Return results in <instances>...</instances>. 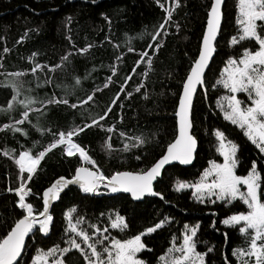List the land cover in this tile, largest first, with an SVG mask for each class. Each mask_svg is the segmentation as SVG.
<instances>
[{
    "label": "trees",
    "instance_id": "trees-1",
    "mask_svg": "<svg viewBox=\"0 0 264 264\" xmlns=\"http://www.w3.org/2000/svg\"><path fill=\"white\" fill-rule=\"evenodd\" d=\"M209 7L210 0H179V7L175 6V0H95V3L93 0H0V106H6V101L15 94L10 87H4L6 78L12 79L8 74L24 73L19 80L23 87L19 99L30 96L37 101L31 106L33 111L29 119L37 118L41 127L45 128L38 131L28 121L18 125L25 132L31 130L35 134L27 140L39 141L31 145L36 148L31 149L35 155L53 141L54 133L83 127L98 118L119 93L118 106H114L108 117L100 122L103 127L92 126L73 139L86 148L106 175L118 170L145 169L165 153L167 145L177 135L176 112L181 84L190 61L198 55ZM166 8L173 9L171 23L161 29L160 25L167 16ZM223 12L217 51L205 75L208 97L199 89L194 101L193 135L198 141L194 164L188 168L179 165L165 168L163 181L155 184V191L163 195V200L146 197L143 201L134 202L125 193L111 196L85 194L78 187H70L53 205L50 232L45 235L35 230L34 237L29 235L25 256L27 264H30L29 258L35 255L37 249L46 251L57 245L61 248L67 246L66 242L73 234L66 232L68 222L65 213L71 208L76 209L73 223L77 217L83 218L79 229L92 236L95 232L92 225L101 231L107 228L104 235L110 239L131 238L165 217L171 218L156 232L142 237L147 248L151 249L140 253L147 264H158V257L166 253L173 240L177 245L182 242L185 225L191 228L197 224L199 229L194 238L197 241L196 250L203 253L208 247L213 248L205 258L206 264H226L225 257L227 264H238L231 252L247 246L245 236L239 232V226H225L221 221L231 214L247 211L243 202L199 203L191 189L174 190L177 180L194 182L209 161L222 159L216 150L218 141L214 132L217 129L240 145L237 174L245 175L255 160L264 176L262 154L238 126L223 118L216 107L220 96L213 90V77L231 51L226 42V36L233 29L234 6L231 0H226ZM158 30L161 32L158 39L162 47L153 56L151 70H148L146 62L141 61L137 65V61H140L141 52L147 49L150 36ZM165 32L167 35H164ZM222 40L225 44L221 43ZM130 47L133 51H129ZM148 51L151 55V50ZM65 56L67 60L63 61ZM36 63L41 64L42 69L32 73ZM56 65L61 66L54 68ZM129 76L131 79L125 84V78ZM76 78L80 80L79 85L75 83ZM121 84H124L125 92L132 93L130 97L120 92ZM137 87H140L138 92L135 91ZM90 94H94L92 101L79 103ZM65 98L69 105L46 103L49 99ZM13 103L11 112H0V128L22 118L23 107ZM74 103L77 104L75 109L70 107ZM112 125H115L114 131L107 132L106 129ZM8 131L0 130V234L4 232L5 224L20 218L24 212L18 208V195L7 189L19 187L18 177L27 176V173H20L13 156L3 155L6 149L16 150L17 156L19 151L27 149L25 145L9 143ZM120 132L126 133V137H122ZM17 135L25 138L23 133ZM132 136H143L146 143L124 150L125 143H131L127 137ZM103 142L106 145L110 143L111 149L106 146V152L104 150L101 154ZM63 147L59 146L46 155L32 181L25 179L27 187L35 194L26 197V202L32 203L36 211L43 208V191L58 177H71L75 168L80 166L78 157L63 154ZM106 155L108 160H105ZM137 156H140L139 160ZM115 212L127 218L126 230L111 228L109 213ZM96 238L92 236L93 241ZM76 239L80 242L79 237ZM72 255L78 256L75 250Z\"/></svg>",
    "mask_w": 264,
    "mask_h": 264
},
{
    "label": "snow or ice",
    "instance_id": "snow-or-ice-1",
    "mask_svg": "<svg viewBox=\"0 0 264 264\" xmlns=\"http://www.w3.org/2000/svg\"><path fill=\"white\" fill-rule=\"evenodd\" d=\"M93 3H95V0H93ZM223 3L224 0H210V7L206 13V29L202 33L198 55L190 61L186 77L181 84L182 93L179 95V108L176 112V116L179 118V134L174 142L167 145L166 152L151 166L140 171L118 170L106 175L97 165L96 160L89 155L86 148L73 139L74 137L78 138L85 129H90L92 126L103 127L100 122L108 117L114 106H118L119 93L98 118L92 119L91 123H85L83 127H73L67 132L54 133L53 141L37 154L33 155L31 150L28 149L19 151L18 156L16 150L6 149L3 152L5 157L13 156L20 173H27V176L26 178L23 175L18 177L19 187L7 189V191H14L18 195V208L24 210V212L21 213L20 218L5 224L4 232L0 234V264H27L25 260L28 251L26 237H29V234L34 237L35 230L45 235L50 232L53 223L50 205L57 201L61 193L68 189L70 185L78 186L85 194H100V188L103 185L105 192L113 194L128 193L135 200H141L146 195L157 196L163 200V195L154 190V182L163 181L162 174L165 166L174 161L189 165L194 159L197 146V140L192 134L194 98L198 86L203 90L204 96H207L205 75L206 70H210V61L217 51V37L221 31L223 19ZM175 6L179 7V0H175ZM237 10L238 35L231 37L230 45L235 46L245 40H254L258 44V48L256 50L245 48L238 58L230 57L212 87L215 88L217 85H221L227 90L228 94L216 101V107L223 113V118L226 121L242 130L246 139L258 149L259 153L262 154L261 158L264 159V0H238ZM165 11L167 16L164 23L160 25L161 29L165 28L166 24L171 23L173 9L166 8ZM258 22L260 23L258 24ZM176 27L179 30L178 24ZM164 35H167V33L165 32ZM159 37H161L159 30L150 36L147 49L141 52L140 61H137V65L144 61L148 65V70H151L152 58L162 47ZM148 50H151V55H149ZM129 51H133V49L130 47ZM34 56L35 54H33ZM117 59H120V57H117ZM62 60L66 61L67 56L63 57ZM60 66L56 65L54 68ZM54 68L51 70H54ZM37 69H42V65L36 63L31 72L36 73ZM112 71L115 75L116 69L114 66ZM132 71L135 72V68ZM8 75L12 79L6 78L4 87H10L15 94L12 95L10 100L6 101V106H0V112H11L14 108L13 102L22 106L24 111L21 113V119L4 124L0 130H11L14 133L27 135V132L18 125H23L25 121L31 123L29 120V114L33 111L31 106L37 101L30 96L19 99L21 95L19 80L25 75L24 73L15 72ZM144 75L146 76L147 73L145 72ZM108 79L111 82V77ZM129 79H131L130 76L125 78V84ZM75 83L79 85V78H76ZM140 87H137L135 91H140ZM120 92H124L129 97L132 95L131 92H125L124 84L120 85ZM238 94H245L247 102L240 100ZM93 95H88L85 101H79V103L84 104L92 101ZM46 103L69 105L66 98L49 99ZM70 107L75 109L77 104H71ZM36 111H39V109ZM34 127H37L38 131H42L38 125ZM114 129L115 125H112L106 131L111 133ZM120 135L126 137L124 132H121ZM214 135L218 141L216 150L222 155L223 162L209 161V166L203 170L198 180L194 182L177 180L174 190L180 192L191 189L194 199L199 203H205L206 201L213 204L216 201L231 203L236 200L243 202L247 211L231 214L221 221L225 226H239V232L245 236L247 246L232 250L231 255L236 257L238 264H264V187H262L264 176L258 170L255 160L252 161L250 170L245 175H238L239 159L237 153L240 150V145L227 140L225 132L219 129L214 132ZM127 139L131 143H125L124 150L139 147L146 143L143 136H132L127 137ZM59 146H64L63 154L66 157H78L80 166L75 168L71 178L60 176L43 191V210L37 213L33 204L26 202V197L35 194L32 193L30 187H25V179L32 181L41 161L48 153ZM106 146L111 149L110 143ZM136 159L139 160L140 156H137ZM75 211V208H71L65 213L68 222L66 232L73 234L67 240V246L61 248L57 245L46 251L37 249L35 255L29 258L30 264H147L145 260L138 256L143 250L151 251L143 242L142 237L156 232L165 223L170 222L171 219L165 217L154 226L148 227L139 234L124 240L110 239L108 235H104L108 231L107 228L101 231L96 225H92L95 228L92 236L97 237L93 241L92 236L87 231L78 228V225L82 223V217H77L75 223H73L72 217ZM109 219L112 229L124 231L128 228L127 218L120 215L119 212L109 213ZM212 226H215L214 221ZM198 229L199 224L191 228L185 225L182 243L177 245L173 240L172 246L167 249L166 253L158 257V264H206L205 258L213 251V248L208 247L203 253L196 250L197 241L194 238ZM97 233H99L98 236ZM76 237L80 238V242H77ZM73 250L78 256L72 255ZM49 258H52L51 261ZM225 261L227 264V257H225Z\"/></svg>",
    "mask_w": 264,
    "mask_h": 264
},
{
    "label": "rangeland",
    "instance_id": "rangeland-1",
    "mask_svg": "<svg viewBox=\"0 0 264 264\" xmlns=\"http://www.w3.org/2000/svg\"><path fill=\"white\" fill-rule=\"evenodd\" d=\"M225 3H226V1H225ZM225 3H224V6H225ZM231 3H233V6H234V15H233V17H232V22H233V29H232V32L228 35V36H226V42H227V45L228 46H230V53H228L227 54V58H226V60H225V62H224V65L222 66H220V68H221V70L219 71V69L214 73V77H213V83L215 84L216 83V80L219 78V76H220V73L222 72V69H223V67L225 66V64H226V62H227V60L230 58V57H239L241 54H242V52H243V50L245 49V48H247V49H250V50H256L257 48H258V44L254 41V40H251V41H249V40H245V41H243V42H241V43H239L238 45H235V46H232V45H230V39H231V37L232 36H234V35H238V29H239V26L236 24V16H237V4H238V0H231ZM223 9H224V7H223ZM223 19H224V12H223ZM260 22H258V24H259ZM223 25V24H222ZM222 44H225V42L222 40V42H221ZM200 89V88H199ZM213 90H215V92H218L217 94H218V96H220V98L221 97H223L224 95H226V94H228L227 93V90L226 89H224L221 85H217L215 88H213ZM207 95H208V93H207ZM208 97V96H207ZM218 98V97H217ZM217 98H216V100H217ZM238 98L240 99V100H242V101H245V102H247V97H246V95L245 94H238ZM218 110L220 111V109L218 108ZM221 112V111H220ZM221 114H222V116H223V113L221 112ZM223 123H225V124H227V122H225V121H222ZM176 138V137H175ZM227 140H230V141H233L234 139L232 138V140L231 139H229V138H227ZM174 141V140H173ZM172 141V142H173ZM171 142V143H172ZM167 149V148H166ZM221 155V154H220ZM221 157H222V155H221ZM216 162H218V163H222L223 162V157H222V159L220 160V161H218V160H215ZM209 166V165H208ZM207 166V167H208ZM199 179V178H198ZM197 179V180H198ZM25 187H27V184H26V182H25ZM192 191V190H191ZM104 192V189H102V188H100V194H97V195H103V194H101V193H103ZM192 193H193V191H192ZM52 208H53V206H52ZM43 210V208H39V209H37V213L39 212V211H42ZM64 213H65V211H64ZM51 214H52V211H51ZM53 216V215H52ZM53 224V223H52ZM37 229H38V225H37ZM182 243V242H181ZM138 256H139V258H141L140 257V254H138ZM51 259L52 258H49V260L51 261ZM142 259V258H141Z\"/></svg>",
    "mask_w": 264,
    "mask_h": 264
},
{
    "label": "bare ground",
    "instance_id": "bare-ground-1",
    "mask_svg": "<svg viewBox=\"0 0 264 264\" xmlns=\"http://www.w3.org/2000/svg\"><path fill=\"white\" fill-rule=\"evenodd\" d=\"M22 91H23V87H22V85L20 84V93H22ZM23 112V111H22ZM30 121H31V123L33 124V126H36V125H38L39 126V128L41 129V130H45V128H43V127H41V123L38 121V119L36 118H33V119H29ZM35 129H37V127H35ZM25 131V130H24ZM9 133H8V138H9V140H8V142L9 143H12V144H16L17 143V145H20V146H23V145H25L26 147L25 148H27V149H29V150H31V149H36L35 147H33V146H31V145H36V144H38L39 143V141L37 140H35V141H29V140H27V139H29V138H31V137H34L35 136V134H33L32 132H31V130L28 132V130H27V135H25V138H21V137H19L18 135H17V133H14V132H12L11 130H9L8 131ZM121 133V132H120ZM48 145H49V143H48ZM47 145V146H48ZM104 150H105V152H106V143H102L101 144V146H100V153L102 154L103 152H104ZM4 152V151H3ZM159 159V158H158ZM105 160H108V156L106 155V158H105ZM66 177V176H65ZM66 178H71V177H66ZM56 180V179H55ZM54 180V181H55ZM73 185H70L69 186V188L70 187H72ZM76 187V186H75ZM10 188V187H9ZM68 188V189H69ZM79 188V187H78ZM101 188L102 189H104V187H103V185L101 186ZM68 189H65L64 191L66 192ZM105 193V191L102 193V194H104Z\"/></svg>",
    "mask_w": 264,
    "mask_h": 264
},
{
    "label": "water",
    "instance_id": "water-1",
    "mask_svg": "<svg viewBox=\"0 0 264 264\" xmlns=\"http://www.w3.org/2000/svg\"><path fill=\"white\" fill-rule=\"evenodd\" d=\"M225 1L226 0H224V3H225ZM224 3H223V5H222V12H223V7H224ZM222 24H223V19H222ZM222 24H221V28H222ZM205 29H206V26H205ZM205 31V30H204ZM221 32V31H220ZM219 35H220V33L218 34V37H217V40H218V38H219ZM215 54H216V52L213 54V58H214V56H215ZM213 58H212V60H213ZM212 60L210 61V64H211V62H212ZM207 71L208 70H206V73H207ZM198 90H199V86H198ZM198 90H197V92H198ZM181 93H182V91H181ZM196 97V96H195ZM194 101H195V98H194ZM178 108H179V103H178V107H177V111H178ZM176 119H177V135L176 136H178V134H179V131H178V129H179V118L176 116ZM192 134H193V129H192ZM175 140V139H174ZM197 140V139H196ZM174 142V141H173ZM197 151H198V141H197V146H196V150H195V153H194V159H193V161H192V163L191 164H189V165H184V164H181V163H179L178 161H174V162H172L170 165H166L165 166V168L166 167H169V166H172V165H179V166H181V167H185V168H188V167H190V166H192L193 164H194V162H195V160H196V154H197ZM166 152V151H165ZM163 175V174H162ZM155 184H156V182H154V190H155ZM73 186H75V185H73ZM76 187H78V186H76ZM64 192V191H63ZM62 192V193H63ZM62 193H61V195H62ZM124 192H119V193H115V194H113V193H110V192H105L104 194L105 195H109V196H111V195H119V194H123ZM125 194H128V193H125ZM129 196H130V194H128ZM131 197V196H130ZM146 197H157V196H152V195H146L145 197H143L141 200H135V199H133L132 197H131V199L134 201V202H140V201H143ZM60 198H61V196H60ZM60 198L57 200V201H54L51 205H50V211H52V206L55 204V203H57L59 200H60ZM160 198V197H159ZM42 202H43V200H42ZM30 235V234H29ZM27 240H28V237H26V243H27Z\"/></svg>",
    "mask_w": 264,
    "mask_h": 264
}]
</instances>
